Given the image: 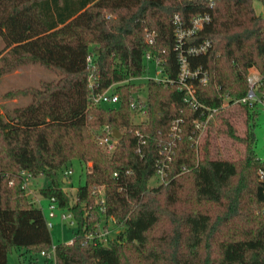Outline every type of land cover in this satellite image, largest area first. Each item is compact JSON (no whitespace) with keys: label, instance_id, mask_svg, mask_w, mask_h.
<instances>
[{"label":"trees","instance_id":"obj_1","mask_svg":"<svg viewBox=\"0 0 264 264\" xmlns=\"http://www.w3.org/2000/svg\"><path fill=\"white\" fill-rule=\"evenodd\" d=\"M174 14L183 28L196 15L210 18L177 48ZM0 38V76L27 63L58 75L2 94L4 100L30 99L0 110V264H8L12 248L43 251L46 264L53 247L46 216L29 198L22 172L47 177L50 183L39 193L73 216L72 244H55V264H264V183L256 170L264 161L254 150L260 105H240L243 136L220 118L226 135L244 144L237 157L214 158L208 135L197 155L189 136L197 137L192 120L203 119L205 110L185 104L174 80L182 52L191 69L208 73L204 84L192 80L200 104L219 107L225 98L243 96L253 70L264 102V16L253 0H0ZM205 40V51L186 53ZM145 53L158 61L161 76L174 81L128 80L147 73ZM114 83L119 103L95 104L94 95ZM134 101L145 106L136 123ZM175 119L181 131L166 182L148 186ZM104 125L120 133L111 153L89 130ZM140 137L146 140L142 155L136 152ZM72 159L86 167L74 200L62 186ZM109 224L118 230L111 233ZM100 227L109 230L104 240L87 238Z\"/></svg>","mask_w":264,"mask_h":264},{"label":"built area","instance_id":"obj_2","mask_svg":"<svg viewBox=\"0 0 264 264\" xmlns=\"http://www.w3.org/2000/svg\"><path fill=\"white\" fill-rule=\"evenodd\" d=\"M209 15L208 14H201V15H196L195 17H193L191 20V25L187 28H183L182 27V21L180 20L179 16L177 14L173 15L172 21L175 24V31H176V37L178 38V45L177 48L182 47L183 41H184V37L189 36L191 34H193L196 30L200 29L201 26L209 21ZM148 41L151 42L152 38L149 36ZM210 45V41L209 40H205L203 43H201L200 46L195 47V46H188L186 48V53L190 54V55H194V54H198V53H202L203 51H205L207 49V47ZM145 62L146 63H150L151 62V55H149V53H145ZM178 63H179V74L177 76L176 79H174L177 82L178 88L180 91L183 92V96H182V100L183 102L188 105H190L194 110H201V114L203 113V111L205 110L204 113V117L202 118H195L192 120L193 124H194V131H196L198 133L197 137L194 138L192 136H189V138H191L193 140V147L195 149L196 154L198 155L200 150H201V142H200V135L202 132H204V130H206L207 128V124L210 122V120H212L217 114L218 112H220V110L228 107V105H232V106H247V107H254L255 104H259L262 109L264 110V102L262 101L261 96L258 94L257 92V84L259 83V81L261 80L260 75L258 76H252L250 75L248 77V90L247 92L241 96L238 97L237 99H229V98H225L221 101L220 106L218 107H207L204 104H200V102L198 101L197 97H196V88L194 87V84L192 82V80H197L200 84H204L207 82L208 80V73L207 71L201 69V67H196L191 69L188 65V61L186 58V55L183 54L182 52H179L178 54ZM86 60L88 65H92V60L93 57L91 56V54H87L86 55ZM154 63L155 66V76L150 77L148 74L142 75V76H136L135 78H130L128 80L134 81L137 79H142L141 81H149V80H155V81H162V82H173L174 80H171L170 78H166L161 76V70L158 66V61L157 60H153L152 61ZM90 80V86L93 84V81L95 80V77H93L92 75H90L89 77ZM117 84H111L110 86H108L104 91H102V93L96 94L93 97V102L97 105H102V104H111V105H116L119 103V96L116 93V90H114L115 86ZM142 96V95H140ZM144 103V101H143ZM139 102V101H134L130 104V109L132 112V116L136 115V113L142 114L144 115L145 112V106L144 104ZM135 113V114H134ZM172 126H171V132H170V141H168L167 143L163 144L162 147L160 148L159 152L160 154H162L163 156H165L164 158H158L157 162H156V167L154 170V175L156 176L157 180H158V184H162L166 182V177H167V173L166 170L168 169L169 165H168V161H170V153H173L174 148L176 147L177 144V140L179 138V134H180V127H179V123L180 120L179 119H175L172 121ZM137 134H139V132H136ZM95 137H96V141L98 142V144L104 148V150L108 153H111L117 144V139L113 136V132L112 129H110L107 125L102 126V128H100L99 130H95ZM138 146H137V150L136 152H138L139 154L142 155V149H141V145L146 143V140H144L143 137H140L138 139ZM257 176L258 179L260 181H262L264 183V165L263 166H259L257 167ZM71 173V169H64L63 170V176L65 177H69ZM23 176L25 177L24 179V187L26 188V192L27 194L29 193V190H27V186L29 184V180L28 177L29 174L22 172ZM114 175H117L114 173ZM98 192V200L100 203L104 202V198H103V192H102V188H98L97 189ZM263 194H264V190H263ZM35 201H39L38 199H35ZM58 207L57 201L55 198H49L48 199V205H47V209L48 211V218L46 217V226L51 228L52 226V222L50 220V218H53L55 216V208ZM62 219H68L70 223H73V216L70 212H68L67 210H65V212H63L61 214ZM109 230L108 229H103L102 227L99 228L98 232L96 234H92L91 232H89V234L87 235V238H91L93 236H97L98 238H100L101 240L105 239V235L106 233H108ZM66 243L68 244H72V239L68 240ZM53 252H54V246L52 247V249L50 250L49 253H47V256L53 257ZM41 254L43 255L44 252L42 251Z\"/></svg>","mask_w":264,"mask_h":264},{"label":"rangeland","instance_id":"obj_3","mask_svg":"<svg viewBox=\"0 0 264 264\" xmlns=\"http://www.w3.org/2000/svg\"><path fill=\"white\" fill-rule=\"evenodd\" d=\"M253 7L255 12L261 16H264V6L258 0H253ZM4 43L0 38V50L3 48ZM147 69L146 74L150 77L155 76V66L151 61L150 63H146ZM252 76H258L255 70L251 72ZM53 71H48L44 69L37 63H27L19 66L15 71L10 73H6L0 76V110L3 111V106L12 107L25 104L29 101V97H21L13 100H4L2 99L3 92L9 89H17L19 87H27V86H39L40 81L42 80H51L52 78H57ZM142 79L135 80L136 83H145V81H141ZM141 94L145 93V89L140 90ZM15 100V101H14ZM104 107H112L114 105L111 104H102ZM240 106H232L228 105V107L220 110L218 114L210 120L207 124L206 130L200 135V142L204 141V136L208 135L211 139V152L214 158H225L232 159L238 156V154L243 150L244 144L240 141H237L231 137H228L225 133V125L220 120V118L227 117L228 121H230L231 125L234 127L235 134L238 136H243L246 129V124L244 120V114L240 111ZM135 114V113H134ZM133 122H139L144 119V115L136 113L133 115ZM257 124L254 128L255 135L257 140L255 142V152L258 154V157L264 161V110L261 106H259V116L257 119ZM100 129V128H99ZM98 128L90 127V132L92 135V139L96 141L95 130H99ZM97 142V141H96ZM98 143V142H97ZM200 144V145H201ZM200 154V152H199ZM67 168L71 169L69 182L62 183L63 188H65L66 193H68L70 200H74L75 190L78 186L83 185L86 178V167L83 163H81L78 159H72L70 163L67 164ZM61 173L58 172V176ZM63 179V178H62ZM49 181L47 177H41L38 179L37 183L34 187L37 189L39 187H43L44 181ZM50 182V181H49ZM159 182L154 175L152 179L149 181L148 186H155ZM30 184L27 186V190H29ZM36 205L40 206L43 213L48 218V209L46 205V201L41 199L40 202L36 203ZM55 216L50 218L52 222V226L50 229L51 235V244L55 246V244L59 242H67L73 236V232L76 226L73 223H70L68 219H62L61 214L65 212V209L60 208L59 206L54 209ZM110 225V224H109ZM111 233L116 232L118 229L115 228L113 224L110 225ZM24 250H19L12 248L7 254V262L8 264H23L27 263L28 260H34L38 264H44V257L40 252L38 253H25L22 254ZM46 264H55V260L53 257L49 258V261Z\"/></svg>","mask_w":264,"mask_h":264},{"label":"crops","instance_id":"obj_4","mask_svg":"<svg viewBox=\"0 0 264 264\" xmlns=\"http://www.w3.org/2000/svg\"><path fill=\"white\" fill-rule=\"evenodd\" d=\"M257 73V72H256ZM15 101V100H14ZM41 177H44L42 175H37L36 178H32V177H28L29 180V193L28 196L31 199V201L38 203L41 201V199H44L46 201V205H48V199L43 197L40 193H39V188H35L34 185L37 183L38 179H41ZM45 183L43 184V187H47L49 185V181H44ZM65 190V188H63ZM35 199H38L39 201H35ZM23 250V249H22Z\"/></svg>","mask_w":264,"mask_h":264},{"label":"water","instance_id":"obj_5","mask_svg":"<svg viewBox=\"0 0 264 264\" xmlns=\"http://www.w3.org/2000/svg\"><path fill=\"white\" fill-rule=\"evenodd\" d=\"M140 97H141V99H142L143 101L146 100V97H145V96H140ZM112 132H113V136H114L116 139L120 138V133H119V131H118L116 128H113Z\"/></svg>","mask_w":264,"mask_h":264}]
</instances>
